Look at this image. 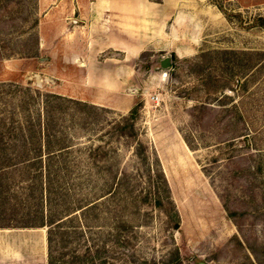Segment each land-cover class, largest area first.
I'll return each instance as SVG.
<instances>
[{"label":"rangeland","instance_id":"1","mask_svg":"<svg viewBox=\"0 0 264 264\" xmlns=\"http://www.w3.org/2000/svg\"><path fill=\"white\" fill-rule=\"evenodd\" d=\"M47 99L68 145L67 200L109 172L129 177V225L100 259L264 264V0H0V127L35 125ZM135 103L131 133L114 132ZM137 143L165 176L177 229L130 199L147 189ZM0 264H46L45 227H0Z\"/></svg>","mask_w":264,"mask_h":264},{"label":"trees","instance_id":"2","mask_svg":"<svg viewBox=\"0 0 264 264\" xmlns=\"http://www.w3.org/2000/svg\"><path fill=\"white\" fill-rule=\"evenodd\" d=\"M232 52L242 53L239 50ZM223 69L229 71L226 66ZM230 74L236 75L231 71ZM204 80L210 83L209 77H204ZM235 83L243 87L245 79L239 83L235 79ZM222 86L214 85L210 89L216 91ZM70 101L87 105L78 100ZM43 105V116L36 120L35 125L27 121L18 125L12 135L7 126L0 127V227H45L46 264H107L105 257L100 259V252H112L113 245L121 242V232L129 225L123 216L127 197H121V188L125 190L129 184L128 174L124 171L109 172L92 194L88 191L80 193L79 190L74 197L69 193L72 200H67L68 192L62 180L67 167L71 166L65 160L68 145L57 135L54 114L57 103L47 99ZM137 109L138 104L135 103L122 117L121 125L112 126L113 131L129 135ZM13 135L18 137L17 141L10 139ZM242 143L245 144L244 141ZM142 149L143 144L137 143L135 154L144 165L147 189L130 199L159 208L171 227L177 229L178 213L169 195L165 176L160 168H151L145 162ZM16 170L19 175L13 181L12 173ZM75 183L77 188L81 186L79 180ZM10 200L12 202L6 205ZM90 228L103 233L105 238L98 243L92 237H89L91 241L85 237L78 244V238Z\"/></svg>","mask_w":264,"mask_h":264},{"label":"water","instance_id":"3","mask_svg":"<svg viewBox=\"0 0 264 264\" xmlns=\"http://www.w3.org/2000/svg\"><path fill=\"white\" fill-rule=\"evenodd\" d=\"M170 63V57L169 55H164L158 58L157 60V65L155 67H160V68H167ZM196 264H205L202 261L196 262Z\"/></svg>","mask_w":264,"mask_h":264}]
</instances>
